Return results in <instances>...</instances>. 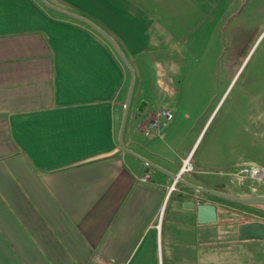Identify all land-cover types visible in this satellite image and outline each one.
<instances>
[{"label": "crops", "instance_id": "obj_1", "mask_svg": "<svg viewBox=\"0 0 264 264\" xmlns=\"http://www.w3.org/2000/svg\"><path fill=\"white\" fill-rule=\"evenodd\" d=\"M45 1L103 30L131 66L124 147L171 175L187 161L184 182L240 196L221 187V121L202 143L211 112L202 92L195 104L179 89L143 11L130 0ZM128 83L87 25L38 0H0V264H264V241H237L242 222L221 225L216 198L121 150ZM162 108L173 118L157 132L147 122ZM184 203L214 205L216 223L197 224Z\"/></svg>", "mask_w": 264, "mask_h": 264}, {"label": "rangeland", "instance_id": "obj_2", "mask_svg": "<svg viewBox=\"0 0 264 264\" xmlns=\"http://www.w3.org/2000/svg\"><path fill=\"white\" fill-rule=\"evenodd\" d=\"M129 5L143 11L147 34L152 31L157 51L176 68L179 89L192 94L186 99L199 103L195 96L202 92L203 117L211 116L199 140L205 143L221 121V187L240 197L264 195L260 183L235 178L239 168L264 172V0H130ZM214 200L221 205L223 226L264 221V207Z\"/></svg>", "mask_w": 264, "mask_h": 264}, {"label": "water", "instance_id": "obj_3", "mask_svg": "<svg viewBox=\"0 0 264 264\" xmlns=\"http://www.w3.org/2000/svg\"><path fill=\"white\" fill-rule=\"evenodd\" d=\"M43 6L58 12L60 14H63L65 16H68L70 18H73L75 20H78L82 22L83 24L87 25L89 28H91L94 32H96L98 35H100L102 38H104L110 46L113 48L115 53L117 54L118 58L120 61L123 63V65L126 67L128 73H129V83L127 87V92L123 104V110H122V115H121V121L119 125V130H118V135H117V143L121 150L124 152L136 157L138 160L143 162L146 166L148 167H153L156 170H159L162 173L167 174L160 168L152 165L150 162L147 160L129 152L122 144L121 142V134L123 130V123L125 120V115L127 111V106L131 94V88H132V83H133V71L131 66L129 65L128 61L126 58L122 55L116 44L113 42V40L100 28H98L96 25H94L91 21L88 19L78 16L76 14L67 12L65 10L59 9L55 6H52L48 4L45 0H38ZM172 180L173 183H178L186 188L197 192V193H202L205 195L213 196L218 199H222L225 201L233 202L242 206H260L264 207V195H252V196H246V197H240V196H235L229 193L225 192H220L217 190H210V189H204L200 188L197 186H193L191 184H188L184 182L179 176L177 175H171L167 174ZM183 206L188 209H193L195 211V219L196 223L199 225H207V224H214L216 223V209L215 206L212 204H201V203H184ZM236 240L237 241H264V222L260 221H245L242 223H239L236 225Z\"/></svg>", "mask_w": 264, "mask_h": 264}, {"label": "built area", "instance_id": "obj_4", "mask_svg": "<svg viewBox=\"0 0 264 264\" xmlns=\"http://www.w3.org/2000/svg\"><path fill=\"white\" fill-rule=\"evenodd\" d=\"M173 118L172 113L167 109H157L151 115V118L148 120L147 125L155 131L160 132L163 129V126L170 122ZM191 171V166L187 161L182 163L181 169L177 176L180 177L181 174L189 173ZM148 177V174H145L141 181H145ZM248 177L251 180H254L260 183L264 187V172L257 167L249 168H239L238 172L235 174V178L239 181H242L243 178Z\"/></svg>", "mask_w": 264, "mask_h": 264}]
</instances>
